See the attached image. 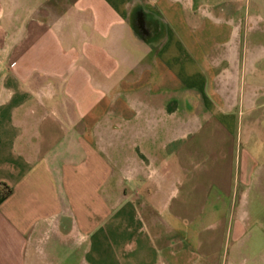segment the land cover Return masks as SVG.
I'll return each instance as SVG.
<instances>
[{
	"label": "crops",
	"instance_id": "1",
	"mask_svg": "<svg viewBox=\"0 0 264 264\" xmlns=\"http://www.w3.org/2000/svg\"><path fill=\"white\" fill-rule=\"evenodd\" d=\"M261 3L0 0V264H264Z\"/></svg>",
	"mask_w": 264,
	"mask_h": 264
},
{
	"label": "rangeland",
	"instance_id": "2",
	"mask_svg": "<svg viewBox=\"0 0 264 264\" xmlns=\"http://www.w3.org/2000/svg\"><path fill=\"white\" fill-rule=\"evenodd\" d=\"M261 7V8H260ZM261 14L260 26L246 33L249 36L250 45L264 52V0L260 6L254 7ZM259 122L255 126H249V116L246 114V124L243 126L242 141L238 142L237 152L248 150L250 154L264 156V108L257 111Z\"/></svg>",
	"mask_w": 264,
	"mask_h": 264
},
{
	"label": "trees",
	"instance_id": "3",
	"mask_svg": "<svg viewBox=\"0 0 264 264\" xmlns=\"http://www.w3.org/2000/svg\"><path fill=\"white\" fill-rule=\"evenodd\" d=\"M11 192L10 187H8L7 185H4L2 189H0V201L7 197Z\"/></svg>",
	"mask_w": 264,
	"mask_h": 264
},
{
	"label": "flooded vegetation",
	"instance_id": "4",
	"mask_svg": "<svg viewBox=\"0 0 264 264\" xmlns=\"http://www.w3.org/2000/svg\"><path fill=\"white\" fill-rule=\"evenodd\" d=\"M139 24V23H138ZM143 34V33H142Z\"/></svg>",
	"mask_w": 264,
	"mask_h": 264
}]
</instances>
